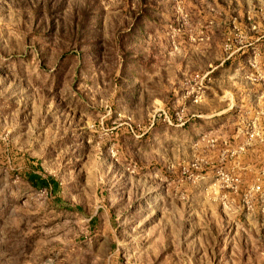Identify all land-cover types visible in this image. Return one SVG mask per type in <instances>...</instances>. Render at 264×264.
<instances>
[{
  "label": "rangeland",
  "instance_id": "rangeland-1",
  "mask_svg": "<svg viewBox=\"0 0 264 264\" xmlns=\"http://www.w3.org/2000/svg\"><path fill=\"white\" fill-rule=\"evenodd\" d=\"M0 264H264V0H0Z\"/></svg>",
  "mask_w": 264,
  "mask_h": 264
},
{
  "label": "trees",
  "instance_id": "trees-1",
  "mask_svg": "<svg viewBox=\"0 0 264 264\" xmlns=\"http://www.w3.org/2000/svg\"><path fill=\"white\" fill-rule=\"evenodd\" d=\"M147 13L142 11L140 16L134 20L132 27V31L130 34L134 32L135 29L139 28L141 26V21L144 18H147ZM97 51H99L101 48L96 47L95 48ZM229 63V60H226L224 62V66ZM22 167L20 168L21 170L18 171L19 175L22 176L24 179H26L30 184L33 186H40V187H51L54 185V182H52V185H50L51 180L43 176L41 167L39 165L34 166L31 164V162L28 159H25L22 161Z\"/></svg>",
  "mask_w": 264,
  "mask_h": 264
}]
</instances>
